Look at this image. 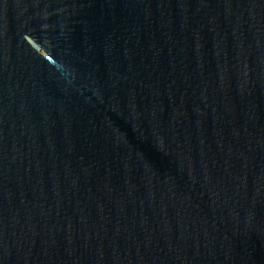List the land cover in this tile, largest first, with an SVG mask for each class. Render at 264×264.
<instances>
[{
    "label": "water",
    "instance_id": "1",
    "mask_svg": "<svg viewBox=\"0 0 264 264\" xmlns=\"http://www.w3.org/2000/svg\"><path fill=\"white\" fill-rule=\"evenodd\" d=\"M0 264H264V0H0Z\"/></svg>",
    "mask_w": 264,
    "mask_h": 264
}]
</instances>
